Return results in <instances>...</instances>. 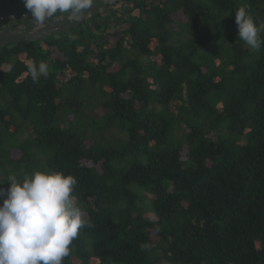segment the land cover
<instances>
[{
    "label": "trees",
    "instance_id": "1",
    "mask_svg": "<svg viewBox=\"0 0 264 264\" xmlns=\"http://www.w3.org/2000/svg\"><path fill=\"white\" fill-rule=\"evenodd\" d=\"M240 6L264 22V0H129L0 47V187L71 174L94 224L64 264H264V46Z\"/></svg>",
    "mask_w": 264,
    "mask_h": 264
},
{
    "label": "clouds",
    "instance_id": "2",
    "mask_svg": "<svg viewBox=\"0 0 264 264\" xmlns=\"http://www.w3.org/2000/svg\"><path fill=\"white\" fill-rule=\"evenodd\" d=\"M94 2L22 0L37 32L53 18H79ZM235 23L246 46L257 51L264 46L260 35L264 22H257L246 6L235 9ZM26 67L34 83L49 75L46 62L29 60ZM6 180L10 186L0 187V264H64L80 231L94 227L75 195L77 179L63 171L42 168L24 174L22 179L10 174Z\"/></svg>",
    "mask_w": 264,
    "mask_h": 264
},
{
    "label": "water",
    "instance_id": "3",
    "mask_svg": "<svg viewBox=\"0 0 264 264\" xmlns=\"http://www.w3.org/2000/svg\"><path fill=\"white\" fill-rule=\"evenodd\" d=\"M125 1L129 0H95L92 8L85 10L79 18L67 19L66 15L61 18H53L38 32L33 30L32 22L1 29L0 47L20 42H39L50 35L69 32L83 24L90 16L98 15L102 10Z\"/></svg>",
    "mask_w": 264,
    "mask_h": 264
},
{
    "label": "rangeland",
    "instance_id": "4",
    "mask_svg": "<svg viewBox=\"0 0 264 264\" xmlns=\"http://www.w3.org/2000/svg\"><path fill=\"white\" fill-rule=\"evenodd\" d=\"M118 8L119 6L116 7V9ZM9 13L17 17H20L23 13L26 14V9L24 8L22 0H0V17H6ZM21 19H16L15 21H0V28L17 25ZM22 22H31V19L27 16L26 19H22Z\"/></svg>",
    "mask_w": 264,
    "mask_h": 264
},
{
    "label": "built area",
    "instance_id": "5",
    "mask_svg": "<svg viewBox=\"0 0 264 264\" xmlns=\"http://www.w3.org/2000/svg\"><path fill=\"white\" fill-rule=\"evenodd\" d=\"M21 18H25V14H22L21 15ZM6 19H8V20H15L16 19V16L15 15H13V14H9L7 17H6Z\"/></svg>",
    "mask_w": 264,
    "mask_h": 264
}]
</instances>
